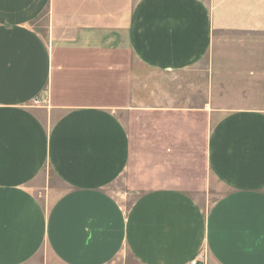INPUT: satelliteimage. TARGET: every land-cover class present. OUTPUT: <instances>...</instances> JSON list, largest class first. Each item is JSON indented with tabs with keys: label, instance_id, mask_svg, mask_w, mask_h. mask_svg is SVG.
Instances as JSON below:
<instances>
[{
	"label": "crops",
	"instance_id": "obj_1",
	"mask_svg": "<svg viewBox=\"0 0 264 264\" xmlns=\"http://www.w3.org/2000/svg\"><path fill=\"white\" fill-rule=\"evenodd\" d=\"M228 31L264 33V0H0V264H264V107L212 110L209 205L178 185L195 164L172 129L161 185L111 189L136 151L121 111L208 119L163 80L210 68Z\"/></svg>",
	"mask_w": 264,
	"mask_h": 264
},
{
	"label": "rangeland",
	"instance_id": "obj_2",
	"mask_svg": "<svg viewBox=\"0 0 264 264\" xmlns=\"http://www.w3.org/2000/svg\"><path fill=\"white\" fill-rule=\"evenodd\" d=\"M209 62L208 69L194 71L193 74L180 73L176 77L171 76V79L164 78L163 82H170L171 86L165 88L163 85L161 92L178 98L180 104L189 97L185 102L192 106H202L203 96L205 99L209 97L212 113L208 119L196 112L189 118L186 113H178V118H155L153 114L121 111L134 139L136 151L132 154L128 171L111 189L125 201H132L143 190L161 185L156 182L158 174H155V164L165 156L156 147L159 139L171 134V129L174 133L178 132L180 139L185 140L188 136L192 139L193 151L180 150L178 159L190 154L195 167L190 168L189 161V167L180 166L176 174L193 181L178 185L190 188V192L204 206L209 205L219 193L208 173L203 155L195 148L203 147L208 127L213 125L218 116L212 111L214 108L264 107V33L228 31L217 34ZM191 171L193 173L187 175ZM49 177L51 183H57L54 175L50 173ZM199 258L198 262H201L203 259ZM200 264H204V261Z\"/></svg>",
	"mask_w": 264,
	"mask_h": 264
},
{
	"label": "built area",
	"instance_id": "obj_3",
	"mask_svg": "<svg viewBox=\"0 0 264 264\" xmlns=\"http://www.w3.org/2000/svg\"><path fill=\"white\" fill-rule=\"evenodd\" d=\"M40 103H41V100H40L39 98H35V99L33 100V104H34V105H38V104H40ZM189 264H200V263L198 262V259H197V258H193V259L190 261Z\"/></svg>",
	"mask_w": 264,
	"mask_h": 264
}]
</instances>
